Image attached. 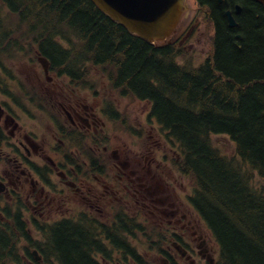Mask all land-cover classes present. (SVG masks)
Listing matches in <instances>:
<instances>
[{"label":"trees","instance_id":"obj_1","mask_svg":"<svg viewBox=\"0 0 264 264\" xmlns=\"http://www.w3.org/2000/svg\"><path fill=\"white\" fill-rule=\"evenodd\" d=\"M226 1L241 7L236 27L228 26L224 3L197 0L214 30L210 56L197 67L178 64L174 45L130 34L90 0H0V55L32 50L52 72L78 84L86 64L100 66L120 96L149 101L150 116L179 148L173 166L195 184L191 203L219 247V264H264V192L250 183L252 172L264 182V8L253 0ZM212 135L228 136L246 169L220 155ZM86 223L96 222L47 226L39 247L44 262L101 264L94 256L101 241ZM101 231L112 244L129 227L123 219L115 237ZM15 234L31 241L16 216L0 225V264L21 262ZM119 245L126 247L120 238Z\"/></svg>","mask_w":264,"mask_h":264},{"label":"flooded vegetation","instance_id":"obj_2","mask_svg":"<svg viewBox=\"0 0 264 264\" xmlns=\"http://www.w3.org/2000/svg\"><path fill=\"white\" fill-rule=\"evenodd\" d=\"M45 82L40 83L42 90L39 89L44 94L28 97L32 105H18L26 113L30 112L29 107L35 109L34 104L40 110L52 130L49 148L31 126L37 116L14 114L0 102V221L9 215L5 206L16 209L13 213H17L15 216L20 221L24 216L33 225L53 210L64 208L69 215L77 213L76 218L65 220H95V225L86 223L94 227L102 244L100 253L95 255L113 262L123 246L119 245L118 237L112 245L101 227L111 228L106 211L112 214L128 194L136 208L149 214L153 224L178 230L177 234L171 231L168 242L178 258L194 264L182 236L195 242L196 253L207 262L211 253L207 239L199 230L198 214L189 199L179 200L174 188L167 184L169 181H163L167 161L163 154L159 155L162 148L166 151L162 137L149 135V142L140 151L131 157L128 150L121 159L118 150L104 146L108 144L104 141L108 136L100 100L90 104L85 96L78 95L85 89L70 85L67 90L71 94H68L61 83L55 84L49 78ZM72 205L78 210L73 211ZM26 210L31 211L30 217L26 216ZM113 227L118 229L119 224ZM113 236H116L114 231ZM159 252L166 251L159 249ZM171 259L168 260L179 264Z\"/></svg>","mask_w":264,"mask_h":264},{"label":"rangeland","instance_id":"obj_3","mask_svg":"<svg viewBox=\"0 0 264 264\" xmlns=\"http://www.w3.org/2000/svg\"><path fill=\"white\" fill-rule=\"evenodd\" d=\"M189 27L190 29H188ZM185 30H188V32L185 36H182ZM212 36L213 29L205 22L204 14H201L195 0H186L185 10L180 19V23L176 32L170 38V41L175 42L174 44L179 51L177 57L178 63H189L193 67H197L203 63L211 53L210 40ZM105 74L106 73L102 71L99 66L87 65L85 67V84L83 86L85 88H80L82 90L85 89V91L78 92V95L85 96L90 104L97 99L100 100L104 112L102 115L103 122L106 125L105 134L108 136L104 139V141H108V144H104V146L108 147L109 145L111 150H118L121 154V159H124L123 154L128 150H131V157H133L134 152L140 151L145 144L149 142V135L157 134L160 127L157 122L148 117L150 113L149 103L119 96L112 88ZM55 75L54 73H49L48 78H51L55 84L61 83L66 87L65 91L71 94L67 89L70 88V85L73 86V83L65 77L61 78L57 76V78ZM45 81L46 77L37 61L34 51H26L13 58H11V55H0V102L7 110L14 114L22 115L20 112H23L29 117L37 116V121L31 124V126H33L40 140H43L42 142H44L46 148H49L52 145V130L44 116L40 114V110L34 104L33 107L35 109L29 107L28 110L30 112L26 113L18 105H29L31 103L28 102V97L44 94L43 92H39V89L42 90V87L40 88V83H46ZM105 109L114 111L115 114H118L115 122L108 119L112 114L105 112ZM210 142L220 155L227 159L235 160L240 167L246 169V167L239 162V158L236 155L235 144L228 136L212 135L210 136ZM164 150L165 149L162 148L159 155L164 154ZM174 156L168 154L167 169L164 171V173H167L163 177V181H169L167 184L170 185L171 189L174 188L172 189L174 195L179 200L184 201L183 199H185L187 195L193 196L195 184L192 179L183 176L171 165L170 161L174 159ZM250 183L254 189L263 190L264 192V182L257 173L252 172ZM5 209L8 211L7 213H9V215L4 221L13 220V217L17 215V213H13L16 209L14 210L11 206H5ZM72 210L76 211L78 207L72 205ZM106 212L109 214L108 217L110 220L116 213L122 212L123 219L126 218L130 221L129 227H131V223L134 222L142 229V232L135 229H129L128 232H120L121 235L119 238L126 247H120L122 252L118 258H114L113 262L107 260L103 261L100 255H96L95 258L101 264H134L130 259L131 257L128 255L129 253L127 254V251L131 249L134 250L137 256L142 258L143 262L145 261L146 264H164V261L166 264H170L168 259H171V257L180 264H189L187 261L178 258L170 249V244H168V242L172 238L171 231L174 232L175 229L173 230L167 225L161 227V225L156 223L153 224L148 217L149 214L136 208L133 204V199L128 194L121 200L117 210H114L112 214H110L108 210ZM31 215V211L26 210V216L30 217ZM76 215L77 213L69 215L64 208L55 209L50 212L46 218L37 219L34 225L30 224L23 216L21 222L31 240L30 243H32L34 247H32L30 243L24 240L22 241L14 236V245L21 261L19 264H36L28 258V256H32V252L35 250L42 256L39 248L45 243V237L42 231L52 223L60 221L63 218L74 219ZM101 220L103 221L102 218ZM106 229L108 228L106 227ZM199 230L207 239V245L210 249L211 256L219 261L218 245L203 221L199 223ZM175 231L177 234L178 230ZM180 237L185 242L186 248L191 250L189 253L192 259L190 260H193L194 264H208L196 253L195 242L189 237L185 239L182 236ZM165 240H167L166 243H164ZM159 249H163L166 252L161 254ZM10 260L11 261L6 264H17L12 259ZM37 264H51V262L47 263L42 259L39 263L37 262Z\"/></svg>","mask_w":264,"mask_h":264},{"label":"water","instance_id":"obj_4","mask_svg":"<svg viewBox=\"0 0 264 264\" xmlns=\"http://www.w3.org/2000/svg\"><path fill=\"white\" fill-rule=\"evenodd\" d=\"M112 21L147 43L164 40L177 25L185 0H91ZM221 2V0H218ZM264 8V0H254ZM236 13L240 7L235 6ZM229 27H236L231 13L226 12ZM40 62L46 69L43 59Z\"/></svg>","mask_w":264,"mask_h":264}]
</instances>
